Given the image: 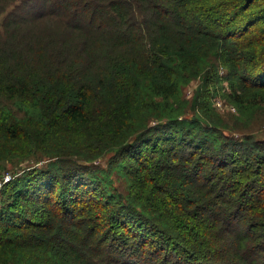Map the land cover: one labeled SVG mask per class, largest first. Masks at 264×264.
<instances>
[{
  "label": "trees",
  "instance_id": "1",
  "mask_svg": "<svg viewBox=\"0 0 264 264\" xmlns=\"http://www.w3.org/2000/svg\"><path fill=\"white\" fill-rule=\"evenodd\" d=\"M259 112L264 0H0V264H264Z\"/></svg>",
  "mask_w": 264,
  "mask_h": 264
},
{
  "label": "rangeland",
  "instance_id": "2",
  "mask_svg": "<svg viewBox=\"0 0 264 264\" xmlns=\"http://www.w3.org/2000/svg\"><path fill=\"white\" fill-rule=\"evenodd\" d=\"M219 73L221 76H223L224 70L220 69ZM196 85L197 80H194L186 87H183V96L187 99L190 98ZM213 106L216 112L219 113L227 122V130L229 132L234 135H236L235 133L241 134L245 132L243 129L245 127L244 122L239 119L238 114L235 112L234 108L229 103L219 99L218 97H215L213 99ZM249 126L250 131L256 137L264 138V112H259L256 115L254 121ZM43 162L44 161L38 158L37 156H34L32 157V159L24 162H18L17 160L4 161L0 165V176L5 173H9L11 174V176H16L21 171V169L26 167L27 165L40 166ZM114 184L116 187H118L120 191L126 193V186L124 185L123 181L121 179H117L116 176H114Z\"/></svg>",
  "mask_w": 264,
  "mask_h": 264
},
{
  "label": "built area",
  "instance_id": "3",
  "mask_svg": "<svg viewBox=\"0 0 264 264\" xmlns=\"http://www.w3.org/2000/svg\"><path fill=\"white\" fill-rule=\"evenodd\" d=\"M12 178L11 174L5 173L0 176V189L2 186Z\"/></svg>",
  "mask_w": 264,
  "mask_h": 264
}]
</instances>
